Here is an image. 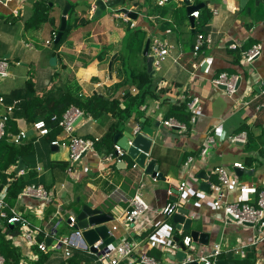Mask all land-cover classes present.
<instances>
[{
  "label": "crops",
  "instance_id": "1",
  "mask_svg": "<svg viewBox=\"0 0 264 264\" xmlns=\"http://www.w3.org/2000/svg\"><path fill=\"white\" fill-rule=\"evenodd\" d=\"M95 1L0 3V57L9 64V76L0 80L3 98L0 118L6 114L7 107L12 108L7 114L6 140L0 141V153L6 150V144L17 148L31 144L16 164L6 166V159L0 164V184L2 176L7 177V185L1 192L17 181L24 187L42 185L52 195V202L44 206L39 200L22 196V189L12 206L42 230L35 235V241L43 242L48 247L46 251L25 244L17 224L3 225L0 221V236L16 250L17 264H105L106 261H100L89 250L73 249L70 257L65 258L61 250L51 247L73 231L68 217L76 218V211L86 203L113 218L107 223L110 231L116 227L112 230L113 244L123 240L137 244L131 263L146 255L161 264H180L175 258L178 251L170 245L174 237L182 240L190 235L177 231L172 217L161 214L170 202L178 205L177 212L187 211L186 218L192 220L191 230L208 238L207 246L193 244L196 256L220 245L224 251L217 260L228 264H264V242L253 245L256 231L232 224L220 208L214 207L209 193L211 185L218 183L214 173L218 167L234 176V186L222 192L224 201L255 204L259 193L264 191V108L256 110L264 102L260 94L264 89V3L247 0L241 5L240 0H193L190 7H198L196 10L200 13L190 22L189 5L183 0H169L161 6L157 0H124L127 8L137 15L135 20L110 9L91 21ZM66 4L70 6L66 21L70 18L78 26L55 48L52 45L55 37L51 38L58 32ZM38 9L46 10L49 19L40 25L33 21ZM124 16L128 21H124ZM136 29L145 34L140 52L136 48L126 49L125 44L127 30ZM198 34L209 36L211 44L204 45L193 57ZM154 37L165 39L173 46L161 68L154 71L157 97L148 99L139 113L122 121L116 133L140 131L142 127L152 130L147 156L148 160L157 162L164 181L145 175L127 156L123 158L125 165L101 162L115 145L116 133L112 138L108 134L118 120L110 112L96 117L86 114L78 120L74 135L99 141L93 152L86 153L75 164L69 161L68 148L62 146L66 135L58 127L52 126L45 136L33 130L35 118L50 114L64 93L83 103L97 94L105 100L119 101L120 108L124 109V94L135 96L138 92L130 76L132 72L146 69L142 52L146 41ZM232 44L236 49L229 48ZM259 44L262 46L259 57L251 65L243 64L242 54ZM52 58L54 63H50ZM175 58L177 63L173 61ZM220 73L241 77L231 98L210 83ZM192 98L198 100V105L195 114L189 112L191 120L186 124V131L164 127L166 120L177 121L171 114L172 107ZM213 126H217L213 132L215 146L208 149L205 158L195 159L188 174L182 169L183 162L197 155ZM21 133L24 138L19 137ZM242 133L246 135L245 143L231 142V137ZM54 141L59 145L53 146ZM20 163L23 167L15 173ZM236 163L244 169L233 168ZM183 181L187 184L184 192H174V196L168 197L167 191L176 189ZM137 191L149 209L136 222L126 223L125 213ZM51 208L54 213L48 214ZM10 229L16 234L12 235Z\"/></svg>",
  "mask_w": 264,
  "mask_h": 264
},
{
  "label": "built area",
  "instance_id": "2",
  "mask_svg": "<svg viewBox=\"0 0 264 264\" xmlns=\"http://www.w3.org/2000/svg\"><path fill=\"white\" fill-rule=\"evenodd\" d=\"M14 0H0V3L7 4ZM193 0H187L189 6H192ZM169 0H157L158 5H164L168 3ZM199 16L198 10H194L190 17L197 19ZM124 21L128 19L124 16ZM55 37V34H53ZM50 44L51 42H46ZM211 44V38L209 36H204L198 34L196 37V42L193 47V57H195L201 48L206 45L209 47ZM236 45L232 44L229 46L230 49H236ZM173 49V46L165 39H160L154 37L150 40L148 56L152 59V69L157 71L161 68L163 62L167 60L170 56V52ZM262 51V46L255 45L247 52L242 54V63L245 65H251L252 62L259 57ZM177 63V59L173 60ZM9 76V64L6 59L0 57V80H3ZM241 80V77L238 75H228L227 73H220L214 78L211 79L210 83L213 87L222 90V92L229 98L233 97L237 91V83ZM251 84V83H250ZM255 82L252 83L254 86ZM250 85V90H252ZM264 96V89L260 92ZM3 102V98L0 97V103ZM198 100L192 98L187 102L186 107L190 113L195 114L197 110ZM264 108V102L261 101L256 110L260 111ZM6 114L0 118V140L5 136V124L7 122V114L12 111L11 107H7L5 110ZM86 114L76 107H69L61 117L52 115L48 122L44 120H38L33 124V130H35L39 136H45L50 133L52 126L58 127L63 134L66 135V142L62 143V146H66L69 150V161L71 164L79 162L83 156L88 152H93L95 144L99 141L98 138L94 139H84L74 135L76 129V124L79 119L84 117ZM191 120V118H190ZM163 126L166 128H173L180 131H186V126L182 123H179L174 120H166L163 122ZM217 129V126H213L209 132L206 133L204 141L197 153L196 156L187 158L183 162L182 169L183 171L190 173L191 165L194 163L197 157L205 158L208 154V149L214 147L216 144L215 136L213 132ZM20 138H24V133H21ZM246 135L245 133L239 134L237 136L231 137L232 143H245ZM15 143H18V139L15 140ZM53 146H58L59 143L54 141L51 143ZM125 154L117 146H113V151L105 156L101 162L120 164L123 161ZM233 168L243 170L244 167L239 164H233ZM215 175L217 176L218 183L216 185H211L210 187V196L214 199L213 205L215 208H220L223 215L228 219L232 224L237 227L248 226L254 229L257 233L253 245L264 242V191H261L257 197L255 204H247L243 202H226L222 199V192L225 189H228L234 186V176L231 175L225 168L218 167L214 170ZM154 179H156L154 177ZM186 182H181L176 189H169L167 191V196H174V192H184L186 188ZM140 188H143V184L140 185ZM21 195L28 198H34L39 200L42 205H49L52 202V195L46 191V189L39 184H30L23 188ZM6 190L0 192V221L3 222V225H12L17 224L21 231L22 241L28 246H36L37 249L41 252L46 251L48 247L42 242L37 243L35 241V235L41 232L42 230L38 226L32 225L26 218H24L19 212L14 208L9 207L6 199ZM149 209L148 205L144 202L142 194L140 191H137L130 200V209L125 214L124 222L134 223L140 219V217L147 212ZM178 211V205L175 202L167 203V205L162 209L161 214L166 218L172 217ZM58 224V223H57ZM56 224V226H57ZM69 227L73 229L75 225V217H68ZM248 224V225H247ZM112 230H116V227H113ZM112 230L110 231V236H113ZM183 247L185 248V257L182 259L180 264H191L192 262H197V264H214L217 258L223 253V248L220 245H215L212 251H205L200 256L194 254V247L191 239L185 237L182 239ZM172 249L178 250V245L175 243L170 245ZM54 250H61L65 258L70 257L71 250H84L88 251L85 243L81 239V232L73 231L66 236L60 237L56 242L51 245ZM93 249L96 250V253L99 256L100 261H106L105 264H161L160 262L150 258L146 255H142L138 262L130 261L137 244L131 241L123 240L117 244H109L103 249H98V243L94 244ZM237 253V251H236ZM126 262V263H125ZM0 264H7L4 258L0 255Z\"/></svg>",
  "mask_w": 264,
  "mask_h": 264
},
{
  "label": "water",
  "instance_id": "3",
  "mask_svg": "<svg viewBox=\"0 0 264 264\" xmlns=\"http://www.w3.org/2000/svg\"><path fill=\"white\" fill-rule=\"evenodd\" d=\"M185 4L189 5L187 0H183ZM241 5L245 3L247 0H240ZM256 3L262 2L264 0H256ZM198 7H187V11L189 14L190 22H193V19L190 17V14L196 10ZM70 6L66 4L62 10V17L60 21V26L58 28V32L54 39V44H58L62 38L63 32L66 28V16L68 15ZM86 9V8H85ZM114 9L125 16H127L131 20H135L137 15L130 11L127 8V5L124 0H96L94 2V11L90 17V20H96L99 18L102 13L107 10ZM88 12V10L86 9ZM150 40H147L143 49V57L146 58V71L150 76L154 75V70L152 69V59L148 56ZM55 58L50 59V63H54ZM111 66V65H110ZM109 66V68H110ZM239 86V82L237 83V88ZM158 126V125H156ZM27 136V135H26ZM153 136L152 130L149 128L142 127L140 131L132 130L126 131L122 134L117 133L114 136V144L117 145L134 163L135 166L140 170H143L144 174L147 176L155 177L156 180L164 181V177L162 173L158 172V165L155 160H148L149 151L152 145L151 138ZM85 154H83L84 156ZM82 156V157H83ZM125 165V162L122 161L120 165ZM118 166V165H117ZM23 165L21 163L15 169V173H19L22 169ZM202 179V178H201ZM7 185V177L2 176L1 184H0V192L4 186ZM34 199V198H33ZM187 211L180 210L172 216V223L175 225V229L177 231L187 232L190 235V239L193 244H196L197 247L199 245L207 246L208 241L206 238V234H202L200 232L191 230L192 220L190 218H186ZM113 221V218L98 209L92 208L90 203H86L82 205L77 213L75 218V225L73 229L81 232V239L85 243L86 247L92 253H96V250L93 249V245L98 243V249H103L105 246L112 244L115 241L114 236H110V228L107 226V223ZM248 225V224H247ZM249 226V225H248ZM178 245V252L175 255V258L178 261H182L185 257V248L183 247L182 240L179 237H174L172 244ZM192 264H196L193 262ZM214 264H228V262L223 260H217Z\"/></svg>",
  "mask_w": 264,
  "mask_h": 264
},
{
  "label": "trees",
  "instance_id": "4",
  "mask_svg": "<svg viewBox=\"0 0 264 264\" xmlns=\"http://www.w3.org/2000/svg\"><path fill=\"white\" fill-rule=\"evenodd\" d=\"M204 11V9H202ZM200 12L198 11V14ZM48 16L46 13V10L38 9L36 13L34 14L33 21L37 24L44 23L48 21ZM80 23V22H79ZM82 24V23H81ZM80 25V24H79ZM78 25L72 24L70 22V18L67 19V24L65 31L63 32L62 38L58 44H52L53 47L57 48L65 36L69 33V31L72 28L77 27ZM145 40V34L141 32L140 30H127L126 37H125V44L126 49H132L136 48L138 52L142 49V44ZM145 61V58H143ZM130 79L132 83L137 87V94L135 96H132L130 94L125 93L123 96V103H124V109L120 108L119 101L117 100H105L102 96L99 95H93V97L87 101V102H81L77 98H72L69 94L64 93L61 98L57 101L56 106L54 109L50 110V114H48L44 118H39L36 113L35 116L38 118H35L36 121L38 120H47L49 121L50 117L52 115H58V117H61L69 106H73L76 108H79L80 110H83L85 114H89L91 116H98L103 113L110 112L115 119H117V123L113 125L109 129V136L108 138H112L113 135L116 133L118 127L121 125L122 121L129 118L133 113H139V109L142 105L145 104V102L148 99H156L155 89H156V80L153 76H150L144 67L143 71L139 73L132 72V75L130 76ZM187 103V102H186ZM185 104H181L175 107H172L171 114L176 117L177 121L180 123H183L185 126L190 121V114L187 110ZM26 104H21V106H24ZM117 134V133H116ZM115 136V135H114ZM32 138L29 140L31 141ZM6 136H4L0 141H5ZM31 144L29 142L28 145L24 144L22 146L14 147L13 145H7L5 146V151H2L0 153V164H4V159L7 160L6 166L14 165L16 164L17 160L22 156V153L26 150H30ZM113 150L110 151V153ZM3 160V161H2ZM24 185L20 184L17 181H13L6 187V202L9 207H12L17 199V196L19 192L23 189ZM48 214L54 213V210L51 208L47 210ZM77 213V211H76ZM9 232H13L11 229ZM12 234V233H11ZM16 233H13L12 235H15ZM0 254L7 264H17L18 263V254L15 249H13L8 241H5L4 236H0ZM41 259V258H40ZM44 260V257L43 259ZM243 262H239L236 264H242ZM244 264H251V262H247Z\"/></svg>",
  "mask_w": 264,
  "mask_h": 264
},
{
  "label": "rangeland",
  "instance_id": "5",
  "mask_svg": "<svg viewBox=\"0 0 264 264\" xmlns=\"http://www.w3.org/2000/svg\"><path fill=\"white\" fill-rule=\"evenodd\" d=\"M52 40L54 39V37L52 36V38H51ZM51 43H53V41H51Z\"/></svg>",
  "mask_w": 264,
  "mask_h": 264
}]
</instances>
